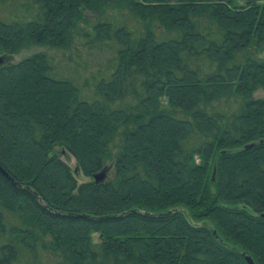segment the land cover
I'll use <instances>...</instances> for the list:
<instances>
[{
    "label": "trees",
    "instance_id": "obj_1",
    "mask_svg": "<svg viewBox=\"0 0 264 264\" xmlns=\"http://www.w3.org/2000/svg\"><path fill=\"white\" fill-rule=\"evenodd\" d=\"M11 6L0 54H88L0 63V264H264V0Z\"/></svg>",
    "mask_w": 264,
    "mask_h": 264
},
{
    "label": "rangeland",
    "instance_id": "obj_2",
    "mask_svg": "<svg viewBox=\"0 0 264 264\" xmlns=\"http://www.w3.org/2000/svg\"><path fill=\"white\" fill-rule=\"evenodd\" d=\"M23 1H29V0H23ZM19 13H20L19 11H17V10L15 11L12 8L11 0H6V1L0 3V16L4 17L6 20L12 21V17L14 19L17 18L18 16L16 17V15ZM85 13L91 21H95L97 19L96 14H93L90 11L85 12ZM28 16H30V14H28L27 17ZM36 52H45L50 57H52V59L54 61H56L57 63H60L61 66H63V67H65L69 63L70 59L72 60V59L77 58L76 56L78 54L81 55L80 57L82 59H87V54H88L86 49L83 48L82 45L79 43L78 37L74 36L71 46L68 47L67 49H56V48H50L47 46L30 44V45L24 47L23 49H21L17 53L9 54V55L8 54H0V63L17 62V61L23 59L24 57L29 56V55L36 53ZM251 55L258 58V57L262 56V53H260L257 50L251 49ZM92 60H93V58H92ZM96 65H97L96 62H94L92 64V66H93L92 69H96ZM64 73H67V72L64 71ZM253 95H254V97L264 98V89L263 88L257 89ZM227 107H228V109L234 111V110H237L238 105L233 100H229ZM56 151L59 154L60 158L62 160H64L71 167L72 170H74L76 167L75 158L66 151L62 152V150H60V149H57ZM111 164L112 163L110 161H107V165H109L108 173L110 176L113 173ZM75 175H76L78 182H84V181L89 179L88 177L84 176L81 173V171H79V170H77L75 172ZM213 176H214V173H213L212 177ZM186 217L189 219V221L191 223H194V224L202 223V222H194L188 213H186ZM92 239L95 242L100 241L99 233H93ZM58 260H59V257L56 255H53L52 252H50V251H46L44 253V255L42 256V264H55Z\"/></svg>",
    "mask_w": 264,
    "mask_h": 264
},
{
    "label": "water",
    "instance_id": "obj_3",
    "mask_svg": "<svg viewBox=\"0 0 264 264\" xmlns=\"http://www.w3.org/2000/svg\"><path fill=\"white\" fill-rule=\"evenodd\" d=\"M250 145L251 144L245 145V147H249ZM107 170H108V167L105 166V167H103V169H101L100 171H98L97 173H95L93 175L94 180L95 181H101V180H103L105 178V176H106ZM0 171L4 175L7 176V173L1 167H0ZM262 215H264V213ZM243 255H244V258H245L247 264H255L249 255H246L245 253Z\"/></svg>",
    "mask_w": 264,
    "mask_h": 264
}]
</instances>
